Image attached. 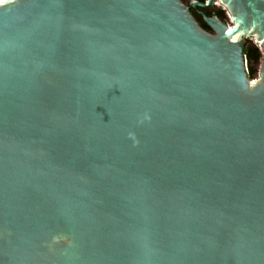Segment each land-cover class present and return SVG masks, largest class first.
Instances as JSON below:
<instances>
[{"label": "water", "instance_id": "95a60500", "mask_svg": "<svg viewBox=\"0 0 264 264\" xmlns=\"http://www.w3.org/2000/svg\"><path fill=\"white\" fill-rule=\"evenodd\" d=\"M213 1L0 4V264H264V0Z\"/></svg>", "mask_w": 264, "mask_h": 264}, {"label": "flooded vegetation", "instance_id": "af4514ba", "mask_svg": "<svg viewBox=\"0 0 264 264\" xmlns=\"http://www.w3.org/2000/svg\"><path fill=\"white\" fill-rule=\"evenodd\" d=\"M183 1L185 2V4H189L191 0H183ZM197 1L202 2V3L205 2V0H197ZM214 4H216V2ZM216 7H217L216 5L210 6V7H199V6H197L195 8H190V11L199 23L200 22L205 23L203 21V17H202L203 13L206 14L208 17L217 16L220 20L223 21L224 16L221 13V10H219Z\"/></svg>", "mask_w": 264, "mask_h": 264}, {"label": "trees", "instance_id": "16d2710c", "mask_svg": "<svg viewBox=\"0 0 264 264\" xmlns=\"http://www.w3.org/2000/svg\"><path fill=\"white\" fill-rule=\"evenodd\" d=\"M219 5V4H216ZM220 6V5H219ZM221 13L223 14V11H221ZM224 16V14H223ZM201 26L205 29V30H209L208 27L206 26L205 23L200 22ZM248 41L246 40V44H245V56L248 62H257L260 58V51L258 49V47L255 45L252 46H248ZM249 70V75L252 78L254 72L252 71V69H248Z\"/></svg>", "mask_w": 264, "mask_h": 264}, {"label": "rangeland", "instance_id": "374dc122", "mask_svg": "<svg viewBox=\"0 0 264 264\" xmlns=\"http://www.w3.org/2000/svg\"><path fill=\"white\" fill-rule=\"evenodd\" d=\"M216 6H217L216 8H218L221 11H223L224 20L229 22L230 19L228 17L227 12L221 6H219V5H216ZM246 40L248 41V44H247L248 46H252V45L255 46V44L252 42V40H250V39H246ZM261 56H262V54H261V51H260V58H259V60L257 62H248L247 61L248 69H252V71L254 72L252 78H256L257 77V73H258V70H259L260 62H261Z\"/></svg>", "mask_w": 264, "mask_h": 264}, {"label": "bare ground", "instance_id": "6f19581e", "mask_svg": "<svg viewBox=\"0 0 264 264\" xmlns=\"http://www.w3.org/2000/svg\"><path fill=\"white\" fill-rule=\"evenodd\" d=\"M216 2V4H219L220 6H222L217 0H214L213 1V5H211V6H214V5H216V4H214ZM210 7V6H209ZM251 38V40L253 39L252 37H249V39Z\"/></svg>", "mask_w": 264, "mask_h": 264}, {"label": "snow or ice", "instance_id": "6c2138e0", "mask_svg": "<svg viewBox=\"0 0 264 264\" xmlns=\"http://www.w3.org/2000/svg\"><path fill=\"white\" fill-rule=\"evenodd\" d=\"M5 2V0H0V4H3Z\"/></svg>", "mask_w": 264, "mask_h": 264}]
</instances>
